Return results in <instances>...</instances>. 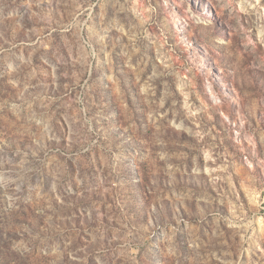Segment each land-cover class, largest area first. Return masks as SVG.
Returning a JSON list of instances; mask_svg holds the SVG:
<instances>
[{
	"label": "rangeland",
	"instance_id": "obj_1",
	"mask_svg": "<svg viewBox=\"0 0 264 264\" xmlns=\"http://www.w3.org/2000/svg\"><path fill=\"white\" fill-rule=\"evenodd\" d=\"M0 264H264V0H0Z\"/></svg>",
	"mask_w": 264,
	"mask_h": 264
}]
</instances>
